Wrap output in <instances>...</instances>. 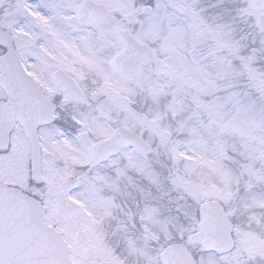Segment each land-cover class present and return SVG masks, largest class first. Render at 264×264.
I'll use <instances>...</instances> for the list:
<instances>
[{
	"label": "snow or ice",
	"instance_id": "1",
	"mask_svg": "<svg viewBox=\"0 0 264 264\" xmlns=\"http://www.w3.org/2000/svg\"><path fill=\"white\" fill-rule=\"evenodd\" d=\"M0 264H264V0H0Z\"/></svg>",
	"mask_w": 264,
	"mask_h": 264
}]
</instances>
